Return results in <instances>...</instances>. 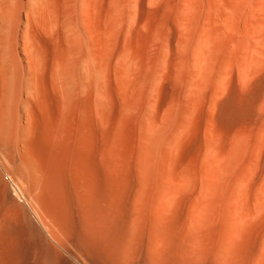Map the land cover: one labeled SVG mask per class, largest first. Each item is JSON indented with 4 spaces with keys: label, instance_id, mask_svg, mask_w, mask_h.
<instances>
[{
    "label": "bare ground",
    "instance_id": "bare-ground-1",
    "mask_svg": "<svg viewBox=\"0 0 264 264\" xmlns=\"http://www.w3.org/2000/svg\"><path fill=\"white\" fill-rule=\"evenodd\" d=\"M0 264H264V0H0Z\"/></svg>",
    "mask_w": 264,
    "mask_h": 264
}]
</instances>
